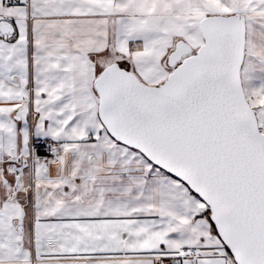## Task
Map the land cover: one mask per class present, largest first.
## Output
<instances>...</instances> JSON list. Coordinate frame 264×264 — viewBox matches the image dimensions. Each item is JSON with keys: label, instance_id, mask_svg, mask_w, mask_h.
Here are the masks:
<instances>
[{"label": "snow or ice", "instance_id": "1", "mask_svg": "<svg viewBox=\"0 0 264 264\" xmlns=\"http://www.w3.org/2000/svg\"><path fill=\"white\" fill-rule=\"evenodd\" d=\"M0 264H264V0H0Z\"/></svg>", "mask_w": 264, "mask_h": 264}]
</instances>
